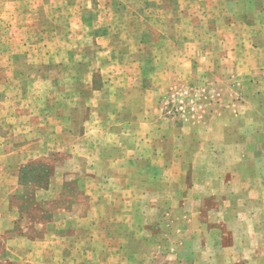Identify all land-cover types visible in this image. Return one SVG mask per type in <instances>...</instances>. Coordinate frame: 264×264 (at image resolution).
Here are the masks:
<instances>
[{
  "label": "rangeland",
  "instance_id": "rangeland-1",
  "mask_svg": "<svg viewBox=\"0 0 264 264\" xmlns=\"http://www.w3.org/2000/svg\"><path fill=\"white\" fill-rule=\"evenodd\" d=\"M255 92L264 0H0V264L264 263Z\"/></svg>",
  "mask_w": 264,
  "mask_h": 264
},
{
  "label": "crops",
  "instance_id": "crops-1",
  "mask_svg": "<svg viewBox=\"0 0 264 264\" xmlns=\"http://www.w3.org/2000/svg\"><path fill=\"white\" fill-rule=\"evenodd\" d=\"M244 82L246 81V79H244L243 80ZM250 82V81H249ZM245 84V83H244ZM244 87H246V86H244ZM243 88V87H242ZM243 90V89H242ZM254 95V96H253ZM251 106L253 105V102H252V100H254V98H256V100H257V102L259 101V100H262V101H264V94H261V93H259V92H255V93H252V95H251ZM254 114V113H253ZM250 119H251V121L252 120H254L252 117H250ZM249 119V120H250ZM246 120H248V119H246ZM257 121H259V119H256ZM255 120V121H256ZM256 121V122H257ZM248 122H250V121H247V123ZM262 122H264V121H262ZM259 123H261V121H259L257 124H259ZM255 136L257 137V138H262L264 135H263V133L261 132V133H256L255 134ZM172 137V136H171ZM228 137H229V135H226V131L224 130V133H223V139H224V142H225V144L228 142L227 141V139H228ZM174 139H176V138H174ZM175 142V141H174ZM228 144V143H227ZM256 145H258V143L256 144ZM255 149V148H254ZM263 152H264V149H263ZM165 153H167L165 150H163L162 148H160V149H158L157 151H156V155H158L159 156V154H161V156L163 157V156H165ZM172 153V152H171ZM179 153V152H178ZM181 154L182 155H184L185 157H187V155L188 154H190V152H187V150L186 151H182L181 152ZM254 154H257V152H255ZM264 154V153H263ZM264 159V158H263ZM164 166H166L165 165V163H162V162H160V163H156V164H151V165H149L148 166V168H153V169H157V170H164L165 169V167ZM232 166L235 168V170L237 169V167H236V165H229L227 168L228 169H230V168H232ZM239 168L240 169H242L243 171H245V176L242 178V179H244V180H248V179H250V180H252V177H253V179H256L258 176H259V174L258 173H255L254 172V169H257V167H258V164H257V166H256V164L255 163H252L251 161L249 162V163H246V161H241L240 163H239ZM181 167H183V168H188V164L187 165H181ZM173 168H174V164L173 163H169L168 164V170H173ZM264 169V168H263ZM164 174V173H163ZM223 174V173H222ZM221 174V175H222ZM170 176H178L179 178L181 177V176H183V173H181V174H178V175H170ZM246 177V178H245ZM154 179H153V182H154V184L155 185H166V183L163 181V178L162 177H156V176H154L153 177ZM237 178H238V175H237ZM223 177L222 176H220V177H218L217 179H215V182L216 183H218V187L219 186H223V185H225V180H223ZM222 182V183H221ZM174 184V183H173ZM171 185H172V181H171V183L169 184V186L171 187ZM178 186V182H175V185L173 186L174 188L175 187H177ZM178 188H180V186L178 187ZM179 191H180V189H178V190H173V192H171V194L172 195H167V193H169V192H167L166 193V195H165V199L164 200H166V201H174L175 199L173 198V196L175 195L176 196V194L177 195H179ZM168 196V197H167ZM180 199V198H179ZM179 199H177V201L179 200ZM217 249V248H216ZM221 250H223V248H222V246H219V244H218V251H221ZM264 257V255L263 256H260V258H263ZM190 258H193V257H189L188 259H190ZM205 261H206V264H220V262L217 260V259H211L210 257H206L205 258ZM261 261V260H260ZM229 262V261H228ZM263 262V261H262ZM228 264H235V261H231V263H228ZM260 264H264V263H260Z\"/></svg>",
  "mask_w": 264,
  "mask_h": 264
}]
</instances>
